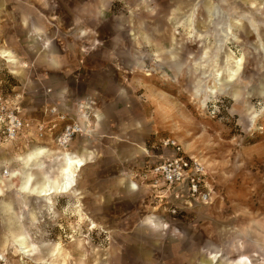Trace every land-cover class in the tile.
I'll list each match as a JSON object with an SVG mask.
<instances>
[{"label": "rangeland", "instance_id": "374dc122", "mask_svg": "<svg viewBox=\"0 0 264 264\" xmlns=\"http://www.w3.org/2000/svg\"><path fill=\"white\" fill-rule=\"evenodd\" d=\"M241 4L0 0V49L19 58L0 57V91L28 119L56 107L82 127L47 148L61 159L37 157L34 181L56 180L69 152L95 156L69 191L37 197L9 185L35 143L0 138V264H264V31ZM168 140L201 166L206 202L152 186ZM125 170L130 191L114 187Z\"/></svg>", "mask_w": 264, "mask_h": 264}, {"label": "built area", "instance_id": "2783aa9c", "mask_svg": "<svg viewBox=\"0 0 264 264\" xmlns=\"http://www.w3.org/2000/svg\"><path fill=\"white\" fill-rule=\"evenodd\" d=\"M18 98L19 96L10 97L0 91L2 140L16 142L25 139L35 144L50 141L56 148L65 151L70 147L72 140L81 135V124L56 107L46 108L42 119L26 118ZM165 145L174 147L172 149L175 156L146 169L145 174L154 182L151 183L152 186L162 184L168 188L174 187L189 201L206 202L207 194L200 190V187L205 185L201 166L195 160L177 155L180 148L174 141L168 140Z\"/></svg>", "mask_w": 264, "mask_h": 264}, {"label": "crops", "instance_id": "0c3cea01", "mask_svg": "<svg viewBox=\"0 0 264 264\" xmlns=\"http://www.w3.org/2000/svg\"><path fill=\"white\" fill-rule=\"evenodd\" d=\"M231 1H233V0H231ZM235 1H237V3H239L241 1L242 2L241 5H245V7L249 8L251 10L254 9L255 14H257V16H256V19H254L253 22H254L255 25H257V26L259 25V27H258L259 28V32H260V30L264 31V6H262V5H264V0H235ZM239 8H241V7H239ZM20 24L24 28L23 30H26L25 33H26L27 36L28 35H36L37 36L38 34H40V33H38V34L36 33L38 31H40V28L37 26L38 24L35 23V21H33L32 19L30 20V19H27V17H26V18H24L21 21ZM4 52H10L12 57L17 58L16 61L18 62V60H19L18 56L15 55V53H13L11 50L0 49V54H2ZM53 60H54V58L52 56V61ZM51 145H53V143L50 142V141H47L44 144H33L32 145L33 147L31 146L30 149L28 150L26 156L23 157L24 159L23 158L19 159L18 157H16L15 160L17 162L18 161L19 162L21 161V163L23 162L22 163V167L16 169L15 171H13V174H12V177L15 180L16 179L19 180V185H18V181L17 180H16V183H13V182L10 181L9 185L15 186V188L18 191H19V189H18V186H19V187H21L22 191L26 192V194H29V193L33 194L32 187L34 185H36L40 181V179L42 178V177H40V179L37 182H35L34 181V177H35L34 175L35 174L32 171H29V170H31V168L34 169V167H38L39 166V163H38L39 161L37 162V157L40 156V155H44V154H50V156L53 154L52 155V157H53L52 159H56L57 157H59L61 159L60 155H56L55 152H53V151L50 152L47 149V148H51ZM81 149H84V148H79V150H81ZM138 149H141V148H138ZM138 149L137 148H130V152H128L127 157L130 158L133 154H135L133 152H138ZM79 150H78V154L80 153ZM111 151H113L112 148H111ZM29 152H31V154H28ZM68 155H69V157L76 158L77 161H83L85 163H87L88 160L92 159V157H93V159L95 158L94 153L92 151L87 150V149L84 150V156L83 157H80V155L78 156L77 154H73V153H70V152L68 153ZM93 159L91 160V162L93 161ZM25 162H26V165H25L26 166V170H25L26 172L20 173V172H22L24 170L23 165H24ZM126 172H130V170L123 171V176H117L118 177L117 178L118 180L116 181L117 183L114 184V187H116L118 185L120 187V190H122V191H130V190L134 189V187L136 186V184H134L131 180H129L126 177L128 175V173H126ZM46 174L47 173H42V175H46ZM47 176H48V174H47ZM121 177H123V178H121ZM48 179H51V178L48 177ZM26 180L29 182V187L26 188V189H23V186L26 185ZM4 186H6V185H4V184L1 185V183H0V195L4 191ZM7 209L8 208L6 206L3 208L4 213H6ZM254 252L255 251L251 252V257L255 256ZM246 256H248V255H246ZM252 261L254 262L255 259L252 258ZM202 264H205V262L204 263L202 262Z\"/></svg>", "mask_w": 264, "mask_h": 264}, {"label": "bare ground", "instance_id": "6f19581e", "mask_svg": "<svg viewBox=\"0 0 264 264\" xmlns=\"http://www.w3.org/2000/svg\"><path fill=\"white\" fill-rule=\"evenodd\" d=\"M264 6V5H262ZM12 53V52H11ZM0 57L2 58H7L6 62L10 64H15V59L12 58V55L8 52H4L0 54ZM237 63V62H236ZM7 64V63H6ZM17 65V64H16ZM237 66V65H236ZM21 67V66H20ZM238 95V94H237ZM239 98V97H238ZM43 151V150H42ZM39 152V151H38ZM31 153V152H30ZM37 157V156H36ZM84 164L76 161V160H71L67 159V162L65 163L61 174L56 180L48 179L47 175H42L41 174V179L40 181L32 187V192L33 195L37 197H46L50 196L52 194H55L59 191H67L69 188V182L70 179L73 178V168L76 167L78 170L83 166ZM23 172V171H22ZM62 176V179L60 178ZM72 180V179H71ZM29 187V182L26 180V185L23 186V189H26ZM71 188V187H70ZM70 190V189H69ZM68 190V191H69ZM23 193V192H22ZM217 256V255H216ZM242 257V256H241ZM215 258V256L213 257ZM242 259V258H241ZM245 259V258H244ZM246 260V259H245ZM238 261V260H237ZM210 263V262H209ZM243 264V263H242ZM252 264V263H251Z\"/></svg>", "mask_w": 264, "mask_h": 264}]
</instances>
